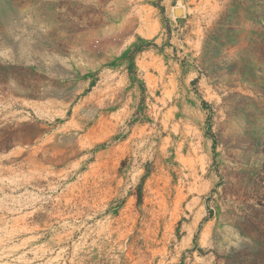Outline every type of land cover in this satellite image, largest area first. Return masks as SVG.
<instances>
[{"label": "rangeland", "instance_id": "1", "mask_svg": "<svg viewBox=\"0 0 264 264\" xmlns=\"http://www.w3.org/2000/svg\"><path fill=\"white\" fill-rule=\"evenodd\" d=\"M263 247L264 0H0V264Z\"/></svg>", "mask_w": 264, "mask_h": 264}, {"label": "trees", "instance_id": "2", "mask_svg": "<svg viewBox=\"0 0 264 264\" xmlns=\"http://www.w3.org/2000/svg\"><path fill=\"white\" fill-rule=\"evenodd\" d=\"M211 33L217 36L216 39H218L221 35V31H219V28H214ZM227 45L233 47L235 43H233V41H228ZM141 200L142 198L139 197L138 201L140 203ZM237 262L240 264H264V247L260 250H254L249 253H239L237 256L229 257V259H227L226 264H237Z\"/></svg>", "mask_w": 264, "mask_h": 264}, {"label": "bare ground", "instance_id": "3", "mask_svg": "<svg viewBox=\"0 0 264 264\" xmlns=\"http://www.w3.org/2000/svg\"><path fill=\"white\" fill-rule=\"evenodd\" d=\"M177 14H181V11H178Z\"/></svg>", "mask_w": 264, "mask_h": 264}, {"label": "water", "instance_id": "4", "mask_svg": "<svg viewBox=\"0 0 264 264\" xmlns=\"http://www.w3.org/2000/svg\"><path fill=\"white\" fill-rule=\"evenodd\" d=\"M178 10H180V9H178ZM178 10H177V11H178Z\"/></svg>", "mask_w": 264, "mask_h": 264}]
</instances>
